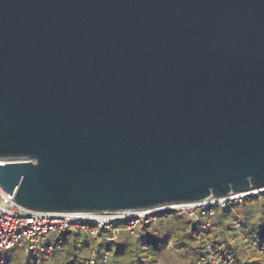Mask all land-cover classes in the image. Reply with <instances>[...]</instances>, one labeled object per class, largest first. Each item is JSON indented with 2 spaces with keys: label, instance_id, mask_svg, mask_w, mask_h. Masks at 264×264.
Masks as SVG:
<instances>
[{
  "label": "water",
  "instance_id": "95a60500",
  "mask_svg": "<svg viewBox=\"0 0 264 264\" xmlns=\"http://www.w3.org/2000/svg\"><path fill=\"white\" fill-rule=\"evenodd\" d=\"M0 187L91 213L264 188V0H0Z\"/></svg>",
  "mask_w": 264,
  "mask_h": 264
},
{
  "label": "trees",
  "instance_id": "16d2710c",
  "mask_svg": "<svg viewBox=\"0 0 264 264\" xmlns=\"http://www.w3.org/2000/svg\"><path fill=\"white\" fill-rule=\"evenodd\" d=\"M208 211L212 216L186 217L168 228L165 241L145 233L149 225L138 228L134 236L120 232L116 240L98 244L97 255L107 253L110 264H264V192L223 208L211 206ZM171 214L176 213L167 212L158 218ZM207 220L208 228L202 229ZM49 242L61 246L63 252L54 254L47 264H87L90 243L93 245L85 234L75 230L57 234ZM169 243L171 248H167ZM43 263L38 254L19 249L0 253V264Z\"/></svg>",
  "mask_w": 264,
  "mask_h": 264
},
{
  "label": "built area",
  "instance_id": "2783aa9c",
  "mask_svg": "<svg viewBox=\"0 0 264 264\" xmlns=\"http://www.w3.org/2000/svg\"><path fill=\"white\" fill-rule=\"evenodd\" d=\"M264 188L243 193L229 194L222 198L209 197L201 202L177 203L161 207L115 213L91 212H46L23 207L0 187V253L11 249L23 250L26 254H38L47 264L54 254H62L63 248L54 243L46 242V235L63 234L75 230L86 235L90 241L100 244L113 241L120 232L133 234L143 225L155 222L159 215L175 212L177 215L190 219L198 216H212L208 211L211 206L225 207L231 202L241 201L247 196L263 193ZM239 227V222L234 221ZM209 220L204 222L202 229H207ZM110 232V236H100ZM264 256V254H263ZM87 264H109V256L97 255L90 243Z\"/></svg>",
  "mask_w": 264,
  "mask_h": 264
},
{
  "label": "rangeland",
  "instance_id": "374dc122",
  "mask_svg": "<svg viewBox=\"0 0 264 264\" xmlns=\"http://www.w3.org/2000/svg\"><path fill=\"white\" fill-rule=\"evenodd\" d=\"M183 218H186V216H178L177 214L167 215L166 217H159L157 219V221L150 223L148 226L149 228L146 229L144 232L145 233H152L153 236H155L156 238L161 239V237H162V238H164L163 241H165L164 236L166 235V231L168 230V228H171L177 222L182 221ZM135 233L136 232H134L132 235L134 236ZM55 235H57V234L50 233V234L46 235V242L48 243L49 239L53 238ZM92 243H93L95 249H98V250L100 249L99 245L96 244L95 241H92ZM103 244H104V242H103ZM112 248H114V246H112ZM167 248H171L170 243L168 244Z\"/></svg>",
  "mask_w": 264,
  "mask_h": 264
}]
</instances>
